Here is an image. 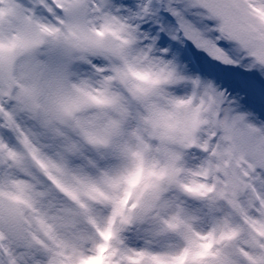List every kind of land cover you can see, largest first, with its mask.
<instances>
[{"label": "snow or ice", "instance_id": "snow-or-ice-1", "mask_svg": "<svg viewBox=\"0 0 264 264\" xmlns=\"http://www.w3.org/2000/svg\"><path fill=\"white\" fill-rule=\"evenodd\" d=\"M0 264H264V0H0Z\"/></svg>", "mask_w": 264, "mask_h": 264}]
</instances>
